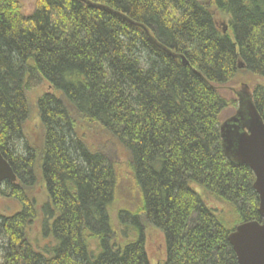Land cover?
Masks as SVG:
<instances>
[{
    "label": "trees",
    "instance_id": "16d2710c",
    "mask_svg": "<svg viewBox=\"0 0 264 264\" xmlns=\"http://www.w3.org/2000/svg\"><path fill=\"white\" fill-rule=\"evenodd\" d=\"M240 71L264 82V0H37L30 15L0 0V154L16 176L0 196L21 206L0 212V264H150L146 225L163 264H236L228 235L260 219L252 172L221 147L220 88ZM42 82L54 92L36 102L38 151L23 127ZM250 99L264 122V86ZM114 148L140 205L113 218Z\"/></svg>",
    "mask_w": 264,
    "mask_h": 264
},
{
    "label": "rangeland",
    "instance_id": "374dc122",
    "mask_svg": "<svg viewBox=\"0 0 264 264\" xmlns=\"http://www.w3.org/2000/svg\"><path fill=\"white\" fill-rule=\"evenodd\" d=\"M21 6V10L24 15H30L36 5L37 0H17ZM214 21L219 30H224L227 27V19L214 12ZM256 86H264L262 79L252 76L244 71H240L236 77L230 82L226 83L220 88L221 96L227 102H232V105L224 109L220 116V121H224L233 117L236 113L239 103L240 94L245 95L247 99H250V93ZM244 87V88H243ZM53 89L49 84L42 82L36 89L27 92V99L30 108V115L24 124L25 143L27 146H32L35 150L39 151L40 148V136L42 134L40 128V121L36 110L37 100L45 93L53 94ZM83 136L84 141L90 148L106 147V143L100 134L95 133L94 130L83 129L79 131ZM22 148L21 143H19ZM111 150V149H110ZM113 156V165L115 174L117 176V191L115 204L113 205V218L117 209H136L140 205L138 192L134 187L130 175L128 173L127 157L125 153L119 148H114L110 151ZM36 185L30 191L31 197L36 202V208L39 211L40 207L46 202V189L42 180L39 165L37 163L35 167ZM198 191V188H196ZM21 210L20 204L9 198L0 196V212L5 216H11L18 213ZM33 232L30 234V239H34L38 235L36 225L32 227ZM37 239V238H36ZM42 239L37 245H42ZM145 252L150 264H163L165 259V244L163 235L155 228L146 225L145 226Z\"/></svg>",
    "mask_w": 264,
    "mask_h": 264
},
{
    "label": "water",
    "instance_id": "95a60500",
    "mask_svg": "<svg viewBox=\"0 0 264 264\" xmlns=\"http://www.w3.org/2000/svg\"><path fill=\"white\" fill-rule=\"evenodd\" d=\"M223 33L227 27L223 28ZM186 64L183 57H180ZM242 66H239L241 68ZM221 147L227 160L247 167L254 176L253 190L258 197L259 221L238 225L228 235L236 264H264V122L251 99L239 97L236 113L220 125ZM16 176L0 154V187L15 183Z\"/></svg>",
    "mask_w": 264,
    "mask_h": 264
},
{
    "label": "flooded vegetation",
    "instance_id": "af4514ba",
    "mask_svg": "<svg viewBox=\"0 0 264 264\" xmlns=\"http://www.w3.org/2000/svg\"><path fill=\"white\" fill-rule=\"evenodd\" d=\"M240 95H241L242 97L245 96V95H243V94H240Z\"/></svg>",
    "mask_w": 264,
    "mask_h": 264
}]
</instances>
